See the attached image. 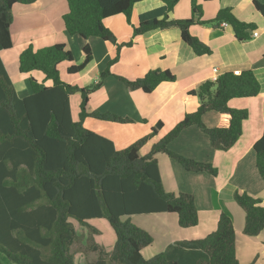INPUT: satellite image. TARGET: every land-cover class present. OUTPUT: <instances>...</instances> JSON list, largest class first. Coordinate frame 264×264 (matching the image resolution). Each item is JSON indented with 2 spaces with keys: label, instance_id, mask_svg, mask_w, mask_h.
Here are the masks:
<instances>
[{
  "label": "trees",
  "instance_id": "16d2710c",
  "mask_svg": "<svg viewBox=\"0 0 264 264\" xmlns=\"http://www.w3.org/2000/svg\"><path fill=\"white\" fill-rule=\"evenodd\" d=\"M39 0H0V52L13 47L11 25L13 7L17 3L35 4ZM144 0H67L68 12L63 16L66 32L84 40L96 36L122 46L106 25L110 17L124 14L131 22L136 4ZM179 0H166L168 12L162 19L154 18L134 27L133 35L178 27L182 39L197 55L212 53L211 48L193 35L190 27L197 23L228 22L240 41L252 39L255 23L239 19L230 8L219 10L215 19L196 18L202 14L197 0H191L193 15L187 19H171L169 13ZM264 17V0H253ZM91 45L82 48V62L70 64L67 73L82 72L93 60ZM119 53L101 71L97 82L81 87L61 78L59 65L73 62L72 51L65 43L35 49L32 45L19 57V71L35 70L44 74V85L30 78L31 93L19 96L0 54V264L3 257L14 264H76L73 246L78 232L71 221L81 224L90 219L106 218L115 231L116 241L109 255L101 250L91 264H241L237 257L236 230L233 218L222 212L217 229L199 239L179 240L151 258L143 251L153 245L154 236L135 224L132 216L153 213H175L181 227L199 223L195 197L189 193L174 194L165 190L158 154H166L189 172L217 175L211 163L188 158L170 149L183 130L197 126L205 132L213 148L229 150L243 133L247 109L229 106L233 98L256 96L260 83L251 70L237 75L227 72L190 91L201 104L188 113L157 142L149 154L142 155L143 146L155 136L162 123L125 149L116 148L113 140L85 126L87 118L128 123L132 119L113 112L90 111L93 92L112 75V65ZM129 90L153 92L161 83L176 76L170 70H150L144 77L128 79L119 76ZM80 93L78 119L72 112L71 97ZM208 111L221 115L220 124L208 127L203 121ZM256 166L264 180V133L255 142ZM235 200L245 212L244 233L256 236L264 229L262 200L247 192H236ZM126 218V219H124ZM98 250V248H96ZM109 258H107L106 256ZM249 264H257L255 262Z\"/></svg>",
  "mask_w": 264,
  "mask_h": 264
},
{
  "label": "crops",
  "instance_id": "0c3cea01",
  "mask_svg": "<svg viewBox=\"0 0 264 264\" xmlns=\"http://www.w3.org/2000/svg\"><path fill=\"white\" fill-rule=\"evenodd\" d=\"M197 1L202 8V14L196 15L197 19L210 21L215 19L219 10L230 8L239 19L255 23L258 36L253 37L252 34V39L240 41L226 21H223L228 24L226 27L222 26V22H196L190 27V31L211 48L212 53L205 55L194 52L182 39L178 27L155 29L134 36L135 26L154 18L162 19L168 12L166 0H144L136 4L131 22H128L124 14L106 20V25L117 36L118 43L133 40L131 46H122L119 50L117 44L100 37L93 36L86 41L78 36H70L65 30L63 19L68 12L67 0H39L35 4L14 5V20L11 25L14 45L11 49L2 50L0 54L19 96L24 97L32 91L31 77L44 85H50L49 81L44 82L41 71H19V57L31 45L39 49L56 43H65L67 46L74 44L78 51H82L84 44L88 42L93 50V60L82 72L69 76L66 80L81 87L97 82L101 71L119 53L118 61L112 65L113 74L105 79L101 88L91 94L88 108L90 111L113 112L132 119V122L116 123L87 118L85 126L110 138L116 148L122 150L149 134L161 122L156 136L146 143V149L142 148V155H147L145 150L148 153L186 114L197 111L201 99L190 91L227 72L239 70L242 73L251 70L260 83L259 94L229 101L230 107L247 109L249 112L248 118L243 122L242 136L232 148L214 149L208 135L197 126L183 130L169 146L171 150L188 158L211 163L218 169L217 175L189 172L168 155H157L165 190L174 194H192L198 208L199 223L191 228L179 229L177 214L155 213L165 222L162 229L165 239H160L159 242L154 236L153 245L165 250L168 245L179 240L203 238L217 229L220 214L227 212L233 218L240 263L264 264V229L256 236L246 235L245 212L235 200V193L238 191L247 192L254 197H264V180L256 166L254 151L255 142L264 133V17L255 8L253 0ZM169 15L171 19L191 18V0H179ZM11 53L14 57L9 55ZM80 57L78 62L81 63L82 52ZM13 64L16 70L12 73L10 67ZM154 69L170 70L176 79L163 82L153 92L146 93L142 89L129 90L118 78L123 76L134 80ZM16 74L19 77L17 80L14 79ZM73 117L78 119L74 112ZM203 121L208 127H216L220 124L221 115L217 111H208ZM184 179L189 181V185L182 183ZM169 222L176 226L167 227ZM147 231L152 233L151 229ZM176 231L180 236L169 238Z\"/></svg>",
  "mask_w": 264,
  "mask_h": 264
},
{
  "label": "rangeland",
  "instance_id": "374dc122",
  "mask_svg": "<svg viewBox=\"0 0 264 264\" xmlns=\"http://www.w3.org/2000/svg\"><path fill=\"white\" fill-rule=\"evenodd\" d=\"M79 38H81V37H79ZM68 48L73 53V56H74L73 62L70 63L68 61H63L59 65V71H60V74H61V78L63 80H65V81L70 76L67 73L68 66L70 64H78V63H80L78 61L81 59L80 53L82 52L80 50L78 51V48L76 49V45H74V44L73 45H69ZM4 51H6V50H4ZM9 55L11 57H14V54H12V53L9 54ZM14 65L15 64H13V66L10 67V68H12L11 69L12 73L15 72V70H16ZM14 79L15 80L19 79L17 74L15 75ZM83 87H85V86H83ZM71 101H72V108H73L74 115H75V117H77V114L79 113V104H80V101H81L80 93H77V94L73 95L72 98H71ZM91 121H95V120H91ZM210 145H211V143H210ZM153 146H152V148H153ZM145 147H146V144L143 146V148H145ZM152 148H151V150H152ZM150 151H148V153H146L147 151L145 150V154H149ZM188 182L189 181L187 179H184V181L182 183H184V185L187 186V185H189ZM238 192H240V191H238ZM178 194H179V192H178ZM255 198L264 200V197L260 198L258 196H255ZM262 203L264 205V201H262ZM124 219H126V218H124ZM132 220H133V222L135 224H137L138 226H140L143 229L144 228L147 229V230L151 229L152 230L151 234L153 236H155L157 241L161 242L160 239H165L164 232L162 231V229L165 227V222H163V220H161L160 216L157 217V214L154 213V214L135 215V216H132ZM71 221L74 223V225H75V227L77 229L78 235H79L77 242L73 246V252L75 254L76 264H91V263L97 261L99 256H100L101 250L104 251V253L106 255H109L107 253H110L112 251V249L114 247V244H115V241H116V235H115L114 229L112 228L111 224L109 223V221L106 218L90 219V220L87 221V224H81L75 218H71ZM173 226H176V225L170 224V222H169L167 227L171 228ZM178 227H180L179 229H182L181 226H178ZM173 229H175V228H173ZM179 231H184V230H179ZM175 233H177V234L175 235ZM171 236H180V234H179V232L176 231V232H173L172 235H169V238ZM96 248H98V250H96ZM159 248L160 247L155 245V244L151 245V246L147 247L143 251V254H144V256L146 258H151V257L155 256L157 253H159V252H161L163 250V249H159ZM106 257L109 258L108 256H106ZM3 260L7 264H14L13 262L8 261L4 257H3ZM108 262H109L108 264H116V263H113V262H110V261H108Z\"/></svg>",
  "mask_w": 264,
  "mask_h": 264
},
{
  "label": "built area",
  "instance_id": "2783aa9c",
  "mask_svg": "<svg viewBox=\"0 0 264 264\" xmlns=\"http://www.w3.org/2000/svg\"><path fill=\"white\" fill-rule=\"evenodd\" d=\"M222 26L226 27V26H228V24L226 22H222ZM256 36H258V31H254L253 32V37H256ZM215 71H217V68L215 69ZM234 73L239 75V74H241V71L237 70Z\"/></svg>",
  "mask_w": 264,
  "mask_h": 264
}]
</instances>
